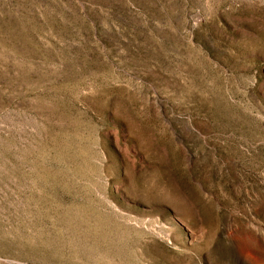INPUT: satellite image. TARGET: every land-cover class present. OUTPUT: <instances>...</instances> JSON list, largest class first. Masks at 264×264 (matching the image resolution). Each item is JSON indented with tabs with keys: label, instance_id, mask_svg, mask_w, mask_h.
Listing matches in <instances>:
<instances>
[{
	"label": "rangeland",
	"instance_id": "obj_1",
	"mask_svg": "<svg viewBox=\"0 0 264 264\" xmlns=\"http://www.w3.org/2000/svg\"><path fill=\"white\" fill-rule=\"evenodd\" d=\"M0 264H264V0H0Z\"/></svg>",
	"mask_w": 264,
	"mask_h": 264
}]
</instances>
